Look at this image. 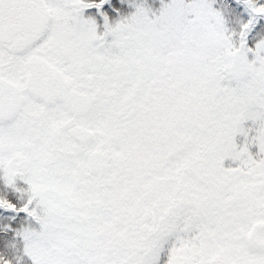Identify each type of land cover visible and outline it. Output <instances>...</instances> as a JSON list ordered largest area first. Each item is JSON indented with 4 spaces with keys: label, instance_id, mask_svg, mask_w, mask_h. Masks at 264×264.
Instances as JSON below:
<instances>
[{
    "label": "snow or ice",
    "instance_id": "snow-or-ice-1",
    "mask_svg": "<svg viewBox=\"0 0 264 264\" xmlns=\"http://www.w3.org/2000/svg\"><path fill=\"white\" fill-rule=\"evenodd\" d=\"M0 264H264V0H0Z\"/></svg>",
    "mask_w": 264,
    "mask_h": 264
}]
</instances>
